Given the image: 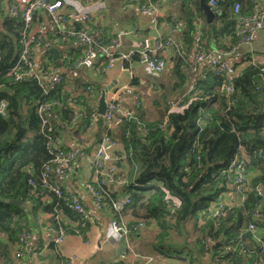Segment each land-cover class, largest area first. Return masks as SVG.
Masks as SVG:
<instances>
[{"label":"trees","instance_id":"trees-1","mask_svg":"<svg viewBox=\"0 0 264 264\" xmlns=\"http://www.w3.org/2000/svg\"><path fill=\"white\" fill-rule=\"evenodd\" d=\"M175 1L186 18L185 34L189 43L195 45L193 53L201 49L206 54L204 40L211 39L216 50H231L238 42L242 17L253 12L249 13L241 0L232 2L231 9L230 0H219L220 6L227 7L207 22L200 0ZM157 2L160 0H151L152 4ZM236 2L241 3L238 14L233 12ZM4 12L1 3L0 103L5 100L7 104V114H0V233L5 235L0 237L2 259L8 255L10 244L22 248L27 245L20 241V235L28 230L27 201L33 204L32 210L41 208L48 213L47 228L57 225L56 216L61 218V214L76 216L77 220H84L82 223L87 220L67 205L66 198L71 193L68 189L64 197H58L42 187L40 174L59 144L57 137L61 131L97 126L102 137L107 132L103 116L98 115L91 125V109L77 122L74 110L67 105L65 76L60 85L45 93L37 81H17L9 75L21 50L24 22L22 17L7 16ZM54 39L52 34L51 40ZM179 50L173 69L175 80L159 97L164 106L162 118L148 121L142 103L133 109L132 118H118L130 165V176L125 178L127 183L120 191L130 195L126 211L131 210L138 218L129 224L143 221L145 226H155L158 233L151 250L165 254L177 248L174 253L181 264H264V244L249 229V224L257 221L256 234L264 243V81L260 76L263 66L253 62L241 69L235 66L231 93L225 89L226 75L216 74L209 67L180 101L188 106L183 111H171L172 97L185 87L187 79L183 69L186 49ZM53 57L49 50L41 68L57 67ZM44 101L52 102L51 113L57 114L56 118L51 115L53 130L49 135L37 113ZM108 133L114 137L112 130ZM236 159L247 166L249 189L242 202L225 203L224 196L231 191L235 178ZM254 171L258 173L251 176ZM118 193L116 190L111 194ZM18 198L22 200L20 205L2 201ZM221 204L224 208L219 215ZM61 222L68 231L62 218ZM189 225L193 231L191 241L177 242V235L189 237ZM172 242L178 245L172 248ZM50 245L58 255V248L52 242Z\"/></svg>","mask_w":264,"mask_h":264},{"label":"crops","instance_id":"crops-1","mask_svg":"<svg viewBox=\"0 0 264 264\" xmlns=\"http://www.w3.org/2000/svg\"><path fill=\"white\" fill-rule=\"evenodd\" d=\"M76 1L79 6L92 9V19L89 23H86V27L98 40L100 47L109 44L119 36L120 50L125 51L130 48H142L151 45L159 36H163L172 37L180 48L186 49L185 63L183 64L187 77L186 84L179 93L172 97L170 102L171 109L175 111H178L177 108L182 98L194 88L197 80L207 72L211 58L217 55L212 39L209 41L204 40L203 47L207 51V58L193 63L192 53L195 45L190 44L187 40L185 34L186 18L180 4L175 0H160L157 5L156 3L153 4L154 9L149 13H144L141 10L140 0ZM230 1L229 8L231 9L232 2L235 0ZM241 1L244 3V7L249 9V13L256 9V5L253 4L252 0ZM7 2L8 0H2L5 7L4 14L10 16ZM260 2L264 5V0H260ZM226 7L223 4L220 6V10L222 11ZM74 9V6L66 5L63 11L70 12ZM201 13L207 21L205 14ZM81 23H83L81 20L67 18L63 27H76ZM37 25L39 31L46 38V42L45 45L37 43L34 46L32 52L34 64L36 68H41L50 47L58 48L59 60L62 62V66L58 65V61L54 57L53 59L56 61L63 77L65 76L64 89L68 93L66 97L67 105L74 110L77 122L80 123L83 120L88 109L98 106V100L103 89L106 92L108 103L117 90H126L128 87L133 90L132 92H138L141 95L142 109L148 121H159L162 118L164 106L159 101V97L162 94L161 91L169 87L175 80L173 69L178 50L169 47L163 52L167 67L161 73L150 70L140 63L137 58L134 59L131 66H124L121 61H117L112 67L104 70L108 60L102 55L97 59L90 60L85 65L74 67V61L85 53L86 45L73 38L53 43V40H51L53 32L49 26L46 12L39 15ZM227 60L234 67L237 66L238 69L245 67L250 62L264 66V32H260L252 44L240 45L227 57ZM158 86L159 88H157ZM134 93L124 92L122 94V111L132 112L133 109H136ZM52 114L54 118L57 117L55 111L50 114V117ZM121 117L125 116L119 115L118 118ZM120 122L118 120L112 129V134L118 142V145L112 148V151L118 155L119 173L126 178L130 176V165L125 156V145L118 127ZM77 129L74 130V128L68 127L65 131H61L57 137L59 144H56V146L73 151L77 156L74 174L61 180L63 185L74 193L84 205L87 220L82 223L81 221L84 220H77L76 216L71 217L61 214L62 220L68 226V233L60 247L59 254L65 260L72 257L71 264H180L176 257L177 254L174 253V250L177 249L174 247L178 245L175 242H172L174 250L170 248L173 250L169 251L170 253L164 254L159 250H151L158 233L155 226L147 225L130 236L135 251L143 255L153 256V261L146 262L142 258L132 256L125 250L123 243L116 241V236L110 226L113 218L112 210L109 207L98 210L93 203L92 194L86 186L87 183L94 180L93 156L103 132L97 126ZM256 173L258 171H254L250 175ZM224 200L225 203H239L240 197L230 191L225 194ZM32 206L33 204L30 201L25 203V207L29 212L27 227L31 233L27 247H16L10 244L8 255L3 259L0 257V264H61L57 251L53 245H50L51 235L48 232L46 220L48 213L41 210V208L32 210ZM123 219L128 223L138 220L133 216L131 210L125 211Z\"/></svg>","mask_w":264,"mask_h":264},{"label":"built area","instance_id":"built-area-1","mask_svg":"<svg viewBox=\"0 0 264 264\" xmlns=\"http://www.w3.org/2000/svg\"><path fill=\"white\" fill-rule=\"evenodd\" d=\"M143 5L141 10L144 13L151 12L154 7L151 0H141ZM256 5V9L247 16L242 17L241 24L238 29V42L229 51L223 52L215 50L216 56L211 58L210 68L216 74L224 73L226 75L225 89L231 93L234 90L233 79L235 77V68L227 60V57L233 53L242 44H252L258 37L260 32H264V5L260 0H252ZM76 0H10L8 12L10 16L22 17L24 25L20 34L21 50L16 63L9 69V75L13 76L15 80H35L43 88L45 93H48L51 89L60 85L63 80V74L58 67H48L46 70L42 68H36L33 61V48L38 43L45 45L46 38L39 31L37 25V19L42 12H46L48 15L49 26L52 29L55 39L53 43H59L67 39H77L86 45L85 53L77 58L73 65L78 67L85 65L90 60L97 59L101 55L108 60L106 68H110L117 61H121L124 66H131L134 59L150 70L161 73L167 67L166 58L163 52L167 48L180 49L179 44L172 37L159 36L151 45L144 46L142 48H130L128 50H120V37L117 36L109 44L99 46L98 40L95 36L85 27H63L67 18H73L81 20L84 24L88 23L92 19L90 7H82L76 4ZM2 0H0V4ZM66 5L74 6V10L70 12H64L63 8ZM210 8L218 15L220 14L219 0H208ZM241 9V3L236 2L233 6V12L238 14ZM179 27L178 25L176 26ZM199 37L197 38V40ZM193 63L195 61H202L207 58V55L201 50L197 49L193 55ZM127 64V65H126ZM260 76L264 81V66L261 68ZM204 77V76H203ZM90 89V87H89ZM124 89V88H123ZM133 90L128 87L126 90H117L114 93L111 101L107 103V109L103 115L104 123L106 127V133L103 135L100 142L97 144L93 156V173L94 180L86 184L90 190L93 198V203L98 210H102L105 207H109L112 210L113 218L110 222L112 231L116 236V241L121 242L125 246V250L137 258H142L146 262L154 260L153 256L143 255L135 251L131 244L130 236L133 233L138 232L145 227L143 221L129 224L123 219V214L126 208L131 203V197L129 194L122 193L123 185H126L127 180L119 173L118 168V156L112 151V148L118 145L117 140L111 137L108 133L111 131L116 122L119 120V115H123L128 119L132 118L133 112L122 111L121 98L124 92L134 93ZM136 105L142 103L141 95L134 93ZM52 102L44 101L39 104L37 113L41 119L43 130L46 135H49L53 126L51 124L50 114L52 112ZM6 101L2 100L0 103V114L6 115ZM188 106V103L178 105L177 110L183 111ZM171 111H175L171 109ZM97 107L91 109L90 120L91 125H94L98 117ZM164 124H168V119ZM164 125V127H165ZM147 132V130H145ZM126 135H129L127 132ZM52 158L44 165V168L40 174V182L42 187L57 195L58 197H64L67 188L62 183V178L74 174L77 164V156L75 152L63 149L55 148L51 151ZM264 159V156H262ZM235 167V178L231 185V192L240 197V202L246 198V193L249 189L250 178L249 171L243 160L236 159L233 162ZM138 166L135 165L137 170ZM30 183L35 185L33 180ZM118 191L116 196L111 193ZM121 190V191H120ZM68 191V190H67ZM67 193V192H66ZM168 198V196H167ZM67 205L79 214L86 216V210L84 205L74 193H69L66 198ZM168 202V200H167ZM224 204L220 205L219 215L222 214ZM87 217V216H86ZM58 220L57 225H50L47 229L51 235L50 241L60 250L61 245L64 243L67 237V230L61 222L59 215L56 216ZM258 222L253 221L249 224V229L254 233V238L263 245V241L259 235L256 234ZM0 236H5L4 233H0ZM31 238L29 230L23 232L20 235V241L23 244H28ZM46 246V245H45ZM27 247V245H26ZM59 262L61 264H71L73 258L69 257L66 260L61 254H58Z\"/></svg>","mask_w":264,"mask_h":264},{"label":"water","instance_id":"water-1","mask_svg":"<svg viewBox=\"0 0 264 264\" xmlns=\"http://www.w3.org/2000/svg\"><path fill=\"white\" fill-rule=\"evenodd\" d=\"M200 9L205 14L206 19L208 22H211L213 18L216 16V13L210 8V6L207 4L205 0H200ZM50 52L54 54V59L58 61V65L61 67L62 62L59 60V50L57 47H50ZM107 109V99H106V92L103 89L101 91V95L98 100V106H97V112L99 115L103 116L105 114V111ZM2 201L14 204V205H20L22 203V200L20 198L18 199H2Z\"/></svg>","mask_w":264,"mask_h":264},{"label":"rangeland","instance_id":"rangeland-1","mask_svg":"<svg viewBox=\"0 0 264 264\" xmlns=\"http://www.w3.org/2000/svg\"><path fill=\"white\" fill-rule=\"evenodd\" d=\"M188 229H189V237H186L184 234H181V235H177L176 238H177V242H181L182 240H187V242H190L191 239L193 238V231H192V225H189L187 226ZM178 259V258H177ZM180 264L182 262H179Z\"/></svg>","mask_w":264,"mask_h":264}]
</instances>
